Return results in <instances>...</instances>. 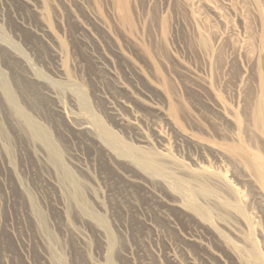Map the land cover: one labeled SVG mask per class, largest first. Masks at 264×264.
Returning a JSON list of instances; mask_svg holds the SVG:
<instances>
[{
  "label": "rangeland",
  "instance_id": "rangeland-1",
  "mask_svg": "<svg viewBox=\"0 0 264 264\" xmlns=\"http://www.w3.org/2000/svg\"><path fill=\"white\" fill-rule=\"evenodd\" d=\"M0 264H264V0H0Z\"/></svg>",
  "mask_w": 264,
  "mask_h": 264
},
{
  "label": "bare ground",
  "instance_id": "bare-ground-1",
  "mask_svg": "<svg viewBox=\"0 0 264 264\" xmlns=\"http://www.w3.org/2000/svg\"><path fill=\"white\" fill-rule=\"evenodd\" d=\"M6 94H7L8 100H9L10 102H13L14 97H13V95H12V93L10 92L9 89H6ZM21 115H22V114H21ZM22 116H23V115H22ZM27 120H28V119H27ZM33 132H34L35 134L39 135L40 137H42V139L44 140V142H45V144L48 146V148H50L52 151H55L56 148H55V146H54V144H53L51 138L49 137L48 133H47L44 129H42L41 127H38V126L34 125ZM104 132H105L108 136H111L110 131H108L107 129H104ZM106 141H107V140H106ZM122 149H123V148H122ZM142 164H143L144 166H148V165H147V162H145V161H142ZM180 186H181V185H180ZM183 187L186 188L185 186H183ZM183 187H181V188H183ZM183 192H184V191H183ZM185 194H186V193H185ZM188 194H189V193H188ZM189 196H191V194H190ZM195 209L198 210L201 214L203 213L202 210H201L200 208H195Z\"/></svg>",
  "mask_w": 264,
  "mask_h": 264
}]
</instances>
